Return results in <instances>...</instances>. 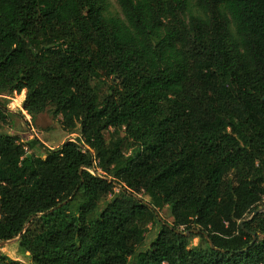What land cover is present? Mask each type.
<instances>
[{"label": "trees", "instance_id": "16d2710c", "mask_svg": "<svg viewBox=\"0 0 264 264\" xmlns=\"http://www.w3.org/2000/svg\"><path fill=\"white\" fill-rule=\"evenodd\" d=\"M114 1L0 0V121L25 91L79 134L0 132V242L32 264H264V0Z\"/></svg>", "mask_w": 264, "mask_h": 264}, {"label": "rangeland", "instance_id": "374dc122", "mask_svg": "<svg viewBox=\"0 0 264 264\" xmlns=\"http://www.w3.org/2000/svg\"><path fill=\"white\" fill-rule=\"evenodd\" d=\"M111 2V11L120 14V10L114 0ZM103 93L107 91V88L102 84ZM25 96V91L20 94H15L12 97H4L6 101V107L8 114L5 121H0V132L7 133L16 136L21 143L36 138L41 141L45 146L51 148L59 147L63 142L67 140H76L79 138V134L71 133L65 130L61 124V117L54 118L51 109L48 107L43 113L35 116L34 119L23 110L22 101ZM108 136V135H107ZM263 207L261 206L260 209ZM159 217L165 221L171 223L172 218L167 208H163L158 211ZM188 247L189 248H204L205 242L199 237L193 230L188 231ZM155 236V230L149 228L146 233V240L149 241ZM6 255L7 257L18 261L20 264H32L27 255L23 256L19 253L17 238L8 241L5 244H0V255Z\"/></svg>", "mask_w": 264, "mask_h": 264}, {"label": "water", "instance_id": "95a60500", "mask_svg": "<svg viewBox=\"0 0 264 264\" xmlns=\"http://www.w3.org/2000/svg\"><path fill=\"white\" fill-rule=\"evenodd\" d=\"M71 198V197H70ZM258 212H264V208H262V209H258V210H256V211H254V214H256V213H258ZM195 233H199V231H194ZM23 233V232H22ZM185 235L186 236H188L189 235V232H186L185 233ZM8 241H5V242H0V244H5V243H7ZM211 247H212V244H211Z\"/></svg>", "mask_w": 264, "mask_h": 264}, {"label": "built area", "instance_id": "2783aa9c", "mask_svg": "<svg viewBox=\"0 0 264 264\" xmlns=\"http://www.w3.org/2000/svg\"><path fill=\"white\" fill-rule=\"evenodd\" d=\"M95 172L93 170V173L96 174V175H98V176H101L103 174L102 171L100 169H98V168H97V170Z\"/></svg>", "mask_w": 264, "mask_h": 264}]
</instances>
